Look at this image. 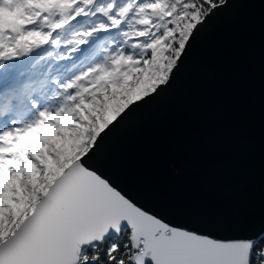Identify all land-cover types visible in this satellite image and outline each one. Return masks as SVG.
<instances>
[{"label":"snow or ice","instance_id":"obj_1","mask_svg":"<svg viewBox=\"0 0 264 264\" xmlns=\"http://www.w3.org/2000/svg\"><path fill=\"white\" fill-rule=\"evenodd\" d=\"M246 2L0 0V264H264V227L176 224L93 163Z\"/></svg>","mask_w":264,"mask_h":264},{"label":"water","instance_id":"obj_2","mask_svg":"<svg viewBox=\"0 0 264 264\" xmlns=\"http://www.w3.org/2000/svg\"><path fill=\"white\" fill-rule=\"evenodd\" d=\"M93 163L176 224L218 236L264 227V2L202 32L172 88Z\"/></svg>","mask_w":264,"mask_h":264}]
</instances>
